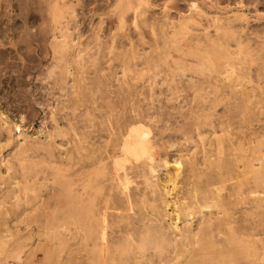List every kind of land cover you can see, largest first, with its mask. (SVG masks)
I'll list each match as a JSON object with an SVG mask.
<instances>
[{
    "label": "rangeland",
    "instance_id": "374dc122",
    "mask_svg": "<svg viewBox=\"0 0 264 264\" xmlns=\"http://www.w3.org/2000/svg\"><path fill=\"white\" fill-rule=\"evenodd\" d=\"M142 1H144L143 4L138 0H0V246H2L0 247V255L5 254L6 256H8L5 262L6 264H86L83 262L84 258H88V256H91L89 254H86L87 252L91 254L94 253V255L90 257L91 259L89 258L91 260L90 264H101L99 260L102 261L103 259L101 258L107 257V255H103L102 251L104 250H100L99 254L94 249L93 250L95 252H92V246L96 247L98 244L97 248H100L99 246H101V243L104 241L102 240L103 236H108L109 241L107 242L111 244L109 248L111 246L113 247H111L112 249L110 248L111 251L109 249L110 252L116 250L117 252H113V254H116L120 251V247L122 248L123 244H121V242H118L117 244L115 241L117 239V241H119V237L121 240V236L123 235H119L117 227L119 223L114 224L113 222H121L118 214L121 211L122 205L120 206L118 204L120 206H118V208L113 200L115 199L114 201H120L121 203H123L125 199H121V195L122 197H125V195H123L122 193L125 194L126 191H124L125 187L120 186V184H117L118 186L116 187H112L113 190H111L112 185L109 186V183H106L108 182L107 175L110 173L112 174V172L109 171V169H107L105 166L107 164V166H109V164L111 165L108 168L113 166L111 164L112 162H110L112 160L109 159L110 161H108V159H106L107 156H103L104 154H106L105 151L108 152V149H110L108 152L110 153L116 142L121 139L119 135V133L122 132L119 131L121 130V128H115L113 127L114 125L117 126L125 124V126L123 125V127L125 128H122L123 132L124 130L129 131V129L131 130L132 128V133L139 137L142 136V138L145 140V143L152 145L150 150L152 154L155 153V156H153V160L155 159L154 162L157 165H153H155L156 167L158 166V168H156V176L154 174L153 178H151V176L149 177L148 172H146L147 175L144 172L146 171L145 169L140 173V175L138 173V178L134 172V174L129 178L130 186L128 185L126 187L130 189H128L130 192L132 191L131 194L133 193V199H136L137 201V199L141 197L143 189V185L141 183L144 184L146 182L145 185L147 186V181L151 182L154 180L155 182V179H163V176L166 174V172L174 173L177 168H180V175L179 177L175 178L176 181H174V187H176L175 191H177L176 189H178L179 191L181 188H185V186H187L186 184L188 183V179H191L190 181L192 183L193 181L194 183H197V179L198 182H202V179L203 181H205L206 177L204 178L205 175L203 174V172H210L214 175L219 173V175H222L225 180L224 183L223 181L221 183L224 185V191L222 190V193L224 195L226 194V197L228 198V213L230 210L228 217L234 218L236 220L235 222L233 221V225L242 226L247 233H249L250 228L252 227V230L255 225V228L257 230L262 226L264 227V208L263 211L261 210V212H255L253 210L246 212L250 210L251 200L249 201L245 198L247 197L245 193H247L254 184V174H251L254 173V169L250 167H248V169L246 165H248L250 161L253 164H256V161L254 159L259 156L260 152L264 154V54H262L264 52L261 51H264V45L262 47V44H264V38H262L264 37V0H239L238 2H236L237 0H226L227 4L234 5L232 7H235V9L225 5V0H216L218 3L215 1L218 6L224 4L223 6L219 7L215 6V4L213 3L214 0H204L205 4L208 5L209 2L210 4L212 2L211 5L215 7L211 8V5H206L205 8L204 4H200V2H202L203 0ZM252 1H254L255 3ZM193 2H195V4ZM239 2L245 3V6L247 7H244V5L240 6ZM248 3H251V5L254 6L252 7ZM198 5H201L202 8H200L201 6L198 7ZM190 6L195 11H197L199 8L201 9V11L205 12H198L200 11L198 10L197 13L193 9H191ZM207 7L210 9H207ZM224 7H228L226 12L224 11ZM236 7L239 8L236 10ZM203 8L205 9L203 10ZM218 8L222 9L224 12L222 10L217 11ZM188 9H190L191 11L193 10V12L190 13V10ZM229 10L233 11L229 13ZM212 11H215L216 14H214ZM226 13L228 14L226 15ZM207 14L211 17H208ZM217 15H219V17L221 15V21ZM246 17L248 20H250L248 21ZM216 18L217 20L219 19L220 23L217 21L219 24H216ZM232 18L234 20H231ZM236 18L238 19L236 20ZM181 19L182 23H180ZM186 19H189V21H187ZM214 19L215 21L213 22ZM183 21L185 23H183ZM177 24H180L179 27L183 24V26L181 27L182 29L186 28L187 30V27H189L187 30V33L189 31V35L185 34L186 30H182L183 33L179 32L180 30L178 29V26L175 27ZM198 24L201 28L198 26ZM223 24L225 26L227 25V28L224 27L223 29ZM207 25H209V27ZM213 25H221L220 28L223 29L224 32L220 30L219 26L214 27ZM202 27H204L205 30ZM216 27H218L219 31ZM213 30L218 31H215V35L217 36V38L214 35ZM237 30H239V32ZM173 31H178L176 34L178 36L180 35V37L183 36V39H181V41L177 39V41L175 38H178V36L175 35V37V32L173 33ZM202 32H205V34H203ZM262 32L263 34H260ZM172 33L173 36L169 37L168 35ZM224 33L226 35H223ZM234 33L236 34L233 35ZM193 34L195 36L194 40L202 39V42V36L205 38L207 35V37L205 38L206 40L209 39V36H211V38L214 36V38H212L211 40H214V42L220 44L219 46L217 44L214 45L213 42V46L209 45V51L211 52L210 61L212 64H214V67L212 66L213 68L211 69L210 73V69L208 68V66H210L211 63L206 62L205 65H207L208 70L207 68H204V72L202 70L199 71L203 73H205V71H209V74L208 72L204 74L205 76H197L198 74H195V72H198V70L194 72L188 69L195 65V61L194 58H191L192 53L190 54L189 50L187 49L189 45L185 42V40H189L191 38L189 41H186H192V38L194 37ZM197 36L198 38H200L198 39ZM173 37L174 39H172ZM253 37H255V39ZM164 38H166L167 40H169L170 38V40H176L177 42L180 41L179 47L182 48L180 50H185L182 52H184V55H186L183 56L182 52H179L180 50L178 52H175L179 49V47L177 46L179 45L178 43L176 45H173V47L177 46V49L175 47V49L168 48V46L172 47L173 42L169 41L172 44L167 45L165 44L166 40ZM77 39L78 41H76ZM245 39L248 40L245 41ZM183 41L187 45H185V43L183 44ZM235 41L238 42L236 43ZM241 41L245 42V46ZM78 42H80V44ZM232 42L234 43V45ZM204 43L205 42H203V44ZM238 43L240 44V46ZM211 48L213 49L211 50ZM228 50H230L231 52ZM252 50L253 52H250ZM256 50L260 51L258 52ZM225 51H228L229 54H226ZM260 54L261 56L259 57ZM180 55H182L183 57H181ZM180 57L183 58V60ZM178 58L180 60L179 62ZM182 61L183 63H181ZM178 63L185 69V71L183 70L184 72L178 70V68L175 69V67L179 66ZM192 63H194V65H192ZM215 63H217L218 65H216ZM174 64L177 65L175 66ZM221 64L224 65L222 66ZM184 65H187L188 68L184 67ZM188 65L192 66L189 67ZM219 65L222 66L220 67L222 71H229L226 72V78H217L215 76L216 74H218V71L216 70H220ZM215 67L218 69H216ZM228 67H232V69H228ZM135 74L137 76H140L136 77ZM133 75L135 76V78ZM209 75L211 77L215 76L214 78L216 79L221 78L224 80V82L223 84L222 82H220V84L219 79L216 86L220 85L219 90L221 91H218L219 93H213L216 95L218 100H216L215 95H213L215 98L211 95L212 93L208 94L210 95V97L206 95L207 93H202H205L206 97L208 98V102L212 101V98H214V101L211 102L212 104L206 102L205 105L201 106V100L205 99L206 97L201 94L199 89H205L207 85L205 86L204 84L203 86H200L201 82L199 81L202 80V78L206 77L207 81L211 80L212 82H215L213 84H216V79H213V77L210 78ZM237 75H239L238 78L235 77ZM254 75L259 76L257 78ZM191 78L192 80H190ZM206 79L204 78L202 81H206ZM187 80H189V82ZM213 84H210V86ZM233 84L240 86V88L238 87L234 90L233 88L231 89L230 87H232ZM242 85L245 88H242ZM246 88L248 89L250 93L249 95L251 96V102L249 104L247 103V105L246 99H242L241 95L237 93L238 89ZM195 89L198 90L196 91ZM207 89L206 92L210 93L211 88H209L208 91ZM230 89L233 90V93H226L225 95L224 92L228 90L231 91ZM198 91L199 94H197L196 96L198 98L200 96H202V98L204 97L201 100L195 97L194 93H197ZM122 92H126L123 93L125 95H123ZM132 93H134V97L130 96L133 95ZM118 94L122 95L119 96ZM127 94H129L128 97ZM217 94H221L222 96L220 97ZM124 96L129 99L125 101L126 98H124ZM120 97L123 98V100L121 99L122 101L119 100ZM262 97L263 99H261ZM197 101H199L200 103H198ZM243 101L245 102V104ZM126 102L129 103V105ZM119 103H121L122 106L125 104V106H123L124 108L120 106L121 104L119 105ZM211 105H213L212 108ZM87 108L89 110H87ZM87 112H89L90 115ZM176 119H178L179 121ZM87 120L88 123H90V126L87 123ZM116 120H119L117 124ZM121 120H125L127 122L124 121L121 123ZM16 121L19 125V131L15 130L12 126V123H16ZM197 121L201 125H199ZM5 123H7V125ZM126 123L128 124L126 125ZM129 125L131 128H128ZM84 127H90V129L87 128L88 131H86ZM116 129L118 131L114 132V134L116 133V135L113 136L114 134H112V131H116ZM19 132L21 135L18 134ZM41 133H43V135ZM122 133L121 135H123ZM254 133L257 134L255 135ZM74 134L76 135V138ZM252 134L254 136L251 137ZM46 135H52L51 137L49 136L50 141L48 142H44V138L46 137ZM80 135H83L81 139L79 138ZM28 137L30 139H28ZM116 137L119 138L116 139ZM256 137L257 139H259L257 140ZM99 138L104 139L100 140ZM108 138L109 142H105V146V144L102 142L105 139H107L108 141ZM201 138H204L202 139L203 143L200 142ZM76 139L78 140L76 141ZM98 140L100 141V143L98 142ZM17 141L18 143H23V145L17 146L16 148V146L14 145H16ZM28 141L30 143H28ZM79 141L81 142L79 143ZM110 141H113L115 143H112ZM32 142L35 145L32 144ZM184 142L186 144H184ZM209 142H211V146L209 145ZM41 143L43 144V146ZM86 143H88L87 146H93L95 144L93 146L94 149L98 148L99 145V149L103 147L105 150H101L102 148L100 149V154H102V152L104 151L102 155L97 153L99 151L97 149V151H95L92 148L94 151H89V149H92L89 148V146L87 150ZM78 144H80V146ZM107 144L109 145V147H107ZM201 144L202 149L200 148ZM81 145L86 147L84 148ZM195 146L197 148H200L196 149V151L198 150L197 156L199 157V159L197 157L195 159L197 163H195L194 161L196 151L195 149L194 151H192ZM110 147H112V149ZM203 147L205 151L203 150ZM152 148L154 149V151ZM79 149H82L84 153L80 152ZM75 150L76 152H74ZM10 151H12L13 153ZM201 151L205 152V156H203V152ZM68 152L72 153L69 154ZM73 152L78 156L80 155L79 157H82L83 155L85 157H88H82V159H80L77 156L78 158H76V155ZM87 152L93 153L90 158ZM94 152H96V154ZM191 152H194L195 155L193 156L194 153L192 154ZM108 153L106 155H108ZM97 154L104 159L102 158V160ZM131 154L133 155V153ZM129 155L127 157V160L129 159ZM136 155L137 154H135V156ZM73 156L75 157L74 159L77 160L73 161ZM94 157L95 159H92ZM96 157L99 158L102 162ZM115 157H117L118 159V156ZM146 157L148 158V155L138 156V158H140L142 161H145L144 159H147ZM202 157H205L203 159L205 161H202ZM133 158H135L134 155ZM133 158L131 157L133 162L130 159V166L129 160H126V163L125 161H123L122 165H124V167H131L134 163V165H136L137 161H139L140 163H138L139 166L143 164L138 158H136L135 160ZM91 159L95 160V163L98 164L97 167L95 166L96 164L94 163V161H92ZM159 159L161 160V162ZM180 159L182 160V162ZM98 160L104 164L103 167L101 166L102 170L100 168L99 162H96ZM175 160H180V163L182 165L177 168H172L171 163ZM199 160L200 162L202 161V163H200ZM81 161L82 163H84L82 164ZM89 161L90 163L93 162L92 165H95L91 167L92 165L88 163ZM147 161L148 160H146V162ZM72 162H74V164H72ZM76 162V165L79 166L80 164L82 170L79 169L80 167H78L79 170H77V166L75 165ZM163 162H166L165 164L167 165L170 164L168 166V170L162 167L160 168ZM190 162L194 163L192 164V166L196 164V168H200L201 171L199 172L198 170L197 172L196 169H194L195 166L192 167L190 165ZM203 162L204 164L206 163L205 167L203 166ZM86 164L91 168L87 167ZM148 164L149 162H147V165ZM82 165H85V170H88L90 168L88 170L89 172L92 168L97 169L99 167L100 169L98 168L97 170H101L102 172H104L103 174L105 176L103 177V174L99 172L101 174L100 177L98 176L99 174L97 175L98 171L96 170V173V171L93 170L97 176H94L96 177L94 179L96 181H94V177L91 174L92 171L90 173H86ZM145 165H143L144 168ZM262 165L263 172L261 171V177L262 179H264V164ZM71 166H74V168L70 169ZM104 168H106L107 170H105ZM190 169L192 173H194L195 170V174L196 172L197 174H201L200 178H198L199 174L197 175V177L193 176L194 174L190 172ZM74 170L76 171V173L78 171L80 173L76 174L74 172L76 175L71 174ZM159 170L161 172H159ZM83 171L85 174H82ZM106 171H108V174L106 173ZM143 173L145 174L143 175ZM160 173L164 175L161 176ZM69 174L73 176L75 175V178L73 176L71 178ZM80 174L82 176H80ZM141 174L143 176L146 175V178L151 179L148 180L143 177L145 181L143 182V178H139ZM87 175L92 176H89V178L91 177L89 185L92 186V189L95 188L97 184H99L102 190L96 188V192H93L92 194L91 192L94 189H90V186L87 183L86 185H88V187L86 185L85 187L89 188L90 190L85 189V191H83L84 184L83 182L80 183V181L84 180V183H86L85 181L89 180L86 178ZM135 175L137 179L134 178ZM158 176H160L161 178ZM68 177H70V179H72L73 181L68 179ZM82 177H85L86 180L82 179ZM187 177L188 179H186ZM133 179L136 183L133 181ZM139 179H142L140 180L142 182H138ZM99 180L102 182L104 181L105 183H103L105 185H103V183ZM70 181H72V183ZM97 181L99 183H97ZM131 181L134 182L136 186ZM159 181L160 180H158V182ZM154 182H152V184H154ZM114 183L115 182H112L113 186ZM137 183L139 186L137 185ZM81 184H83V187ZM150 184H148V186ZM93 185H95V187ZM99 186L97 185L98 188ZM105 186H107L106 189L108 190L104 189ZM131 186H134V188L138 187L137 190H140L139 187H142L140 190L141 192L139 191L141 194H138L137 190H134V188L132 190L130 188ZM146 186L143 190V193L145 192V194L151 189L149 186V190L146 191ZM220 186L222 185H218V187ZM121 187L124 189L123 191L121 190L122 192H119L118 190L122 189ZM114 188L116 191H114ZM256 189V191H260L259 193H261V195L259 194V196H263L262 198L264 199V186H259ZM73 190H75V196L73 195ZM103 190H106L107 192L103 193ZM134 191L136 192L138 198L134 197V195H136ZM110 192H113L114 196L117 192L116 196H111L112 198H110ZM96 193H100V196ZM118 193H120L121 195ZM107 194L109 196L108 199L105 198L107 199L105 200L104 197H106ZM148 194L147 196H150L149 198L151 199L152 197L150 192H148ZM90 195L93 197V199L95 197V199L93 200ZM86 196L87 198L90 197V199H92L94 204H92V207L91 204H87L89 202L85 203V201L87 200V198H85ZM118 196L120 198H118ZM147 196V199L143 196L142 202L145 203L142 204L140 202L142 200V197L140 198L139 204H141V210L138 208L140 210L138 216L139 214L143 213L141 211H143L145 207H148L145 206V204H149V206L151 204L157 206L156 203L158 202V200H160V198L156 196L157 202L155 201L154 204L151 203L153 201H149V198ZM96 197L100 199V201L104 199L102 201L103 203L106 201L109 202H106L107 204L105 203L102 206L100 204L102 202L98 200L96 201ZM144 198L149 202H146ZM136 201L134 200V202H132V206H128L126 203H124V207H126L127 205L126 211L129 208H132V210H128L129 212H127V214H129L127 215L125 208L123 207L124 210L122 208V211L120 213H123L124 211L125 213L119 215H125V217L126 215L130 217V214L132 216L136 215L135 212L137 211L135 209L138 206H133L134 203L136 204ZM97 203H99L100 205ZM86 204L88 205L87 207L90 206L89 210H93L91 216L90 214L87 215L90 211H87L88 209L86 207ZM108 205L111 206V208ZM115 206L119 210L115 209ZM142 206L145 207L143 208ZM70 207L75 209L77 220L74 219L75 222L68 227V224H70L71 221H74L71 220L69 216ZM112 208L115 210L114 212L117 211L116 214L112 212ZM148 209L146 208L147 212H149ZM98 210L105 211L100 213ZM147 212H145L144 210V213ZM81 213L85 216H82ZM248 213L250 217L247 216ZM112 214L115 215L112 216ZM102 215H105V217H103L105 218V220L102 218ZM107 215L109 216V218ZM81 216L84 219H82ZM86 216L87 218L89 216L93 217L92 219L94 220H92V222L94 224L91 222V225L90 223L87 224L89 221H91V218L89 217L90 219L88 221ZM115 216L117 217V221L114 218ZM111 217L115 220L113 221ZM135 218H137V215ZM231 218H229L230 221L233 220ZM101 219L103 220L101 221ZM106 219L109 220L106 221ZM95 220L99 221L96 222ZM82 221H86L85 224L89 225L90 227H86L87 225L83 226ZM103 221L104 223H106V225H104ZM95 223L98 225H96ZM99 223L104 225L102 226L100 224L101 229L99 228ZM111 223L113 224L111 225ZM122 223H120L119 225H122ZM76 224L79 225V230L74 228L75 226L77 227ZM72 225L74 227H72ZM94 226L97 228H95ZM106 226H109L110 228ZM69 228H72V231ZM92 228L94 231H92ZM98 228L102 232H100ZM73 229H76L75 231H77V233H75V231L73 232ZM112 230L114 232V235ZM79 231L83 233L87 232V235L83 234L85 236L83 237ZM96 231H98V235L96 234ZM115 231H117L116 235ZM10 232L12 233L13 237L9 234ZM72 233L75 234L72 235ZM8 234L10 235L11 239L9 238L10 240L8 239L6 244V240L4 241L3 237L8 236ZM70 234L72 236H70ZM111 235H113L112 240L116 243V245H118V247L120 246L119 243L121 244L119 249L115 245L114 249V246L112 244L113 241H110ZM87 236L89 238H87ZM115 236H118L117 239L113 238ZM92 237L94 238L92 239ZM97 237L101 239L97 240ZM106 237H103V239H105ZM108 238H106L105 240H107ZM126 238L127 237H125V240ZM91 239L95 241L94 244ZM100 240L102 241L101 243H99ZM121 241H123L122 243L128 241L129 244L130 238L127 241ZM90 243H92L93 245ZM124 244L128 245L127 243ZM126 245L124 247V251H126L123 254H121L123 252L122 250L119 254H116L117 256L119 255L121 258H123L121 259L119 257V261L123 260L125 262V257L127 258L129 253L132 256H136L137 252H134V254H132V252L130 251L129 253L127 252L129 249L128 247L131 248L132 245L136 246V244H129L130 246L128 245V249H126ZM88 249L92 251L90 252L88 251ZM134 249L133 251H136ZM85 250L87 252H85ZM96 250L98 251L99 249ZM137 250L139 251V249ZM152 250L150 249L149 254L156 255V250L154 251V253ZM251 252L259 259V264H264V239L258 242ZM124 254L127 255L125 256ZM138 254H140V252L137 253V257ZM86 255L87 257H85ZM116 255H114V258H116ZM15 256L18 258H16ZM99 256L103 257L99 258ZM134 256L133 259L130 258L129 255V261L127 262V259L126 263L130 262L129 264H132L133 261V263H136L135 259L137 260L140 255L138 258ZM238 256V264L252 263L251 260L246 256V253H241ZM93 257L97 258L93 259ZM108 257L111 258V255H109ZM105 259L107 260L108 258ZM105 259L103 261L104 264L107 263L105 262ZM118 259H108L109 261H107L110 262L117 260V264H122L121 261L118 262ZM184 261L185 260L181 259L173 261L171 264H183ZM116 262H113V264H116ZM138 262L143 263L142 261ZM188 264L199 263L189 262Z\"/></svg>",
    "mask_w": 264,
    "mask_h": 264
},
{
    "label": "bare ground",
    "instance_id": "6f19581e",
    "mask_svg": "<svg viewBox=\"0 0 264 264\" xmlns=\"http://www.w3.org/2000/svg\"><path fill=\"white\" fill-rule=\"evenodd\" d=\"M139 2H141L142 4H143V2L144 1H140V0H138ZM146 1V0H145ZM210 1V0H209ZM216 0H214V4H215V6H218L217 4H216V2H215ZM226 1V0H225ZM236 1V0H235ZM239 0H237L236 2H238ZM241 1V0H240ZM243 1V0H242ZM250 1V0H249ZM255 1V0H254ZM254 1H252V2H254ZM188 2H190V1H188ZM196 2V1H195ZM195 2H193L194 4H195ZM204 2V0L202 1V2H200V4L202 3V4H204L205 5V8H206V5H208V4H205V2ZM208 2V1H207ZM221 2V1H220ZM246 2V1H245ZM263 2V1H262ZM148 3V2H147ZM180 3V2H179ZM218 3V2H217ZM223 3V2H222ZM229 3V2H228ZM231 3H233V2H231ZM255 3V2H254ZM253 3V4H254ZM211 4H212V2H211ZM210 4V2H209V5L208 6H210L211 5ZM213 4V5H214ZM237 4V3H236ZM235 4V5H236ZM248 4H250L251 5V3H248ZM247 4V5H248ZM137 5V4H136ZM224 5V4H223ZM223 5H219V6H223ZM225 5H227V6H230V7H232V6H234V5H232V4H230V5H228L227 4V1H226V3H225ZM238 5V4H237ZM236 5V6H237ZM239 5L240 6H243L244 5V7H247V6H245V3H242V2H239ZM250 5H248V6H250ZM192 6V5H191ZM191 6H190V8H191ZM201 5H198V7H200ZM215 6H210V8L211 7H215ZM218 6V7H219ZM252 6V5H251ZM250 6V7H251ZM254 6V5H253ZM252 6V7H253ZM188 7V6H187ZM62 8V7H61ZM169 8V7H168ZM167 8V9H168ZM185 8V7H184ZM194 8H196V7H194ZM200 8H202V6L200 7ZM205 8H203V10L205 9ZM210 8H208L207 7V9H210ZM217 8V7H216ZM222 8V7H221ZM225 8V7H224ZM233 9H235V7H232ZM231 8V9H232ZM239 8V7H238ZM237 7H236V10L238 9ZM249 8V7H248ZM173 9V8H172ZM191 9H193V8H191ZM213 9V8H212ZM215 9V8H214ZM228 9V7L227 8H225V12H226V10ZM230 9V8H229ZM241 9V8H240ZM246 9V8H245ZM188 10H190V9H188ZM194 10V9H193ZM193 10L191 11L190 10V13L191 12H193ZM197 10V9H196ZM198 10H200V11H198ZM198 12H205V11H201V9H199L198 8ZM216 10V9H215ZM220 10H222V9H219L218 8V10L217 11H220ZM174 11V10H173ZM177 11V10H176ZM195 11V10H194ZM197 11H195V12H197ZM223 11V10H222ZM223 11V12H224ZM230 12L229 13H231L232 11L231 10H229ZM241 11V10H240ZM197 12V13H198ZM213 12V11H212ZM228 12V11H227ZM235 12V11H234ZM236 12H238V11H236ZM258 12V11H257ZM187 13V12H186ZM189 13V14H190ZM206 13H208V12H206ZM214 14H216L215 13V11L213 12ZM219 13V12H218ZM217 13V14H218ZM250 13H251V11H250ZM183 14V13H182ZM203 14V13H202ZM228 13H226V15H227ZM240 14V13H239ZM167 15V14H166ZM188 15V14H187ZM204 15H206V14H204ZM208 15V14H207ZM222 15V14H221ZM221 15H220V17H221ZM238 15V14H237ZM237 15H236V17H237ZM171 16V15H170ZM182 16V15H181ZM195 16V15H194ZM194 16H192V17H194ZM200 16V15H199ZM198 16V17H199ZM203 16V15H202ZM210 15H208V17H209ZM218 17H219V15H217ZM229 16H231V15H229ZM167 17V16H166ZM191 17V16H190ZM211 17V16H210ZM213 17H214V15H213ZM216 17V16H215ZM220 17H219V19H220ZM244 17V16H243ZM185 18V17H184ZM183 18V19H184ZM229 18V17H228ZM227 18V19H228ZM172 19V18H171ZM219 19L217 20V18H216V24H219L220 23V21L222 20V19H220V21H219ZM230 19V18H229ZM228 19V20H229ZM238 18H236V20H237ZM242 19V18H241ZM246 19H247V17H246ZM261 19V18H260ZM166 20V19H165ZM187 21H189V19H186ZM185 20V21H186ZM210 20H212V19H210ZM231 20H234L233 18L231 19ZM248 20V19H247ZM246 20V21H247ZM250 20V19H249ZM248 20V21H249ZM168 21H169V19H168ZM186 21V22H187ZM207 21V20H206ZM215 21V19L213 20V22ZM219 23H218V22ZM226 21V20H225ZM164 22H167V21H164ZM177 22H178V20H177ZM180 23H182V19L180 20ZM183 23H185L184 21H183ZM194 23V22H193ZM206 23V22H205ZM224 23V22H223ZM247 23V22H246ZM66 24V23H65ZM64 24V25H65ZM174 24V23H173ZM202 24H203V22H202ZM168 25V24H167ZM171 25H172V23H171ZM179 25L180 24H177L175 27H177L178 26V29L180 30L179 32H181V33H183L182 32V30L184 31V30H186V28H184V29H182L181 27L183 26V24L179 27ZM196 25V24H195ZM224 25V24H223ZM71 26V25H70ZM169 26V25H168ZM198 26H199V24H198ZM208 27H209V25H207ZM214 26V25H213ZM215 26H219V28L221 27V25H215ZM214 26V27H215ZM229 26V25H228ZM259 26V25H258ZM163 27V26H162ZM173 27V26H172ZM200 27V26H199ZM207 27V28H208ZM223 27V29H224V27H226L227 28V25L225 26H222ZM68 28V27H67ZM188 28L189 27H187V30H188ZM201 28V27H200ZM203 29H204V27H202ZM217 29H218V27H216ZM237 28V27H236ZM239 28V27H238ZM241 28V27H240ZM255 28V27H254ZM63 29V28H62ZM169 29V28H168ZM173 29V28H172ZM198 29V28H197ZM215 29V28H214ZM223 29H221L220 28V30H222V32H224L223 31ZM242 29V28H241ZM258 29V28H257ZM66 30V29H65ZM75 30V29H74ZM171 30V29H170ZM174 30V29H173ZM187 30L185 31L186 33L185 34H188L189 33V31H188V33H187ZM205 30V29H204ZM204 30H202V31H204ZM226 30V29H225ZM231 30V29H230ZM234 30V29H233ZM243 30V29H242ZM247 30V29H246ZM70 31V30H69ZM166 31V30H165ZM169 31V30H168ZM208 31V30H207ZM214 31V30H213ZM216 31V30H215ZM215 31H214V35L216 34L215 33ZM218 31H219V29H218ZM218 31H216V32H218ZM238 32H239V30H237ZM245 31V30H244ZM73 32V31H72ZM175 31H173V33H174ZM178 32V31H177ZM177 32H175V34H174V36L176 35V36H178L176 33ZM206 32V31H205ZM205 32H202L203 34H205ZM226 32H229V31H226ZM65 33V32H64ZM71 33V32H70ZM173 33L172 34H170V35H168L169 37H172L173 36ZM180 33V34H181ZM197 33V32H196ZM244 33H246V32H244ZM184 34V35H185ZM207 34V33H206ZM236 33H234L233 35H235ZM260 34H263V32L262 33H260ZM66 35V34H65ZM69 35V34H68ZM166 35V36H167ZM189 35V34H188ZM220 35V34H219ZM223 35H226L225 33L223 34ZM228 35V34H227ZM244 35V34H243ZM251 35V34H250ZM253 35V34H252ZM259 35V34H258ZM167 36V37H168ZM175 36V37H176ZM182 36V35H181ZM191 36V35H190ZM193 36H194V34H193ZM200 36V35H199ZM216 36V35H215ZM230 36V35H229ZM246 36V35H245ZM247 36H248V34H247ZM263 36V35H262ZM70 37V36H69ZM69 37H67V38H69ZM179 37H180V35L178 36V38H175L176 40L178 39V40H180L181 41V39H183V36L182 37H180V39H179ZM201 37V36H200ZM199 37V38H200ZM206 37H207V35H206ZM205 37V38H206ZM231 37V36H230ZM75 38V37H74ZM189 38V37H188ZM194 38H195V36L192 38L193 40L192 41H190V42H187V41H189L188 39H186L185 40V42L186 43H188V50H189V52H190V54L192 55V57H191V55H190V57L191 58H194V61H195V65H194V63H192V65H194V66H190V65H188L189 67H191V68H188L187 67V65H184V67H187L188 69H190V70H192V71H197L198 70V72H195V74H198L197 76H200V75H204L206 72H208V74H209V71H210V73H211V69L214 67L213 65L214 64H212L211 63V52L209 51L210 50V46L209 45H212L213 46V42H214V40H211L212 38H214V36L211 38V36H209V39L208 40H206L203 36L201 37V38H203V42H205L204 44H203V42L201 41V40H194ZM197 38H198V36H197ZM198 38V39H199ZM216 38H217V36H216ZM243 38V37H242ZM254 39H255V37H253ZM257 38V37H256ZM262 38H264V37H262ZM261 38V39H262ZM79 39V38H78ZM78 39L76 40V41H78ZM161 39H163V38H161ZM166 41H165V44H167V45H171L172 43L171 42H173V44H172V47H169L168 46V48H176L177 49V46L179 47L180 46V44H179V42H177L176 40H173L172 41V39H174V37L170 40V38H169V40H167L166 38H164ZM239 39H241V38H239ZM251 39V38H250ZM63 40V39H62ZM72 40V39H71ZM73 40H75V39H73ZM206 40V41H205ZM217 40V39H216ZM227 40V39H226ZM238 40V39H237ZM248 40V39H247ZM246 39H245V41H247ZM169 41H171V42H169ZM234 41V40H233ZM252 41V40H251ZM176 42V43H175ZM184 41L182 42L183 44L185 43ZM236 42V41H235ZM238 42V41H237ZM236 42V43H237ZM242 42V41H241ZM256 42V41H255ZM74 43V42H73ZM77 43V42H76ZM79 44H80V42H78ZM175 43V44H174ZM179 44V45H177V46H174L173 47V45H176V44ZM185 43V45H187ZM233 43V42H232ZM244 43L245 42H242V44L244 45ZM263 43H264V41H263ZM220 45L219 43H216V42H214V45ZM239 44V43H238ZM241 44V45H242ZM252 44V43H251ZM256 44H259V43H256ZM262 44V43H261ZM102 45V44H101ZM233 45H234V43H233ZM263 45L264 44H262V47H263ZM182 46V45H181ZM209 46V47H208ZM237 46V45H236ZM239 46H240V44H239ZM245 46V45H244ZM166 47V46H165ZM186 47V46H185ZM221 47V46H220ZM228 47V46H227ZM255 47H257V46H255ZM174 48V49H175ZM223 48V47H222ZM236 48H238V47H236ZM245 48V47H244ZM110 49V48H109ZM180 49H182L181 47H179V49L177 50V51H175V52H178ZM213 48H211V50H212ZM232 49V48H231ZM247 49H248V47H247ZM250 49H252V48H250ZM253 49H255V48H253ZM114 50V49H113ZM129 50H130V48H129ZM166 50V49H165ZM109 51V50H108ZM182 51H185V50H180L179 52L181 53ZM228 51H230V50H228ZM228 51H225L226 52V54H229V52ZM246 51V50H245ZM249 51V50H248ZM256 51H258V50H256ZM260 51V50H259ZM258 51V52H259ZM262 52H264L263 50H261ZM231 52V51H230ZM250 52H253V50L252 51H250ZM146 53V52H145ZM135 54V53H134ZM241 54V53H240ZM252 54V53H251ZM262 54H264V53H262ZM182 55L183 56H185L184 55V52H182ZM182 55H180L181 57H183ZM236 56V55H235ZM261 56V54L259 55V57ZM138 57V56H137ZM148 57V56H147ZM180 57V58H181ZM140 58V57H139ZM213 58H214V56H213ZM262 58H263V56H262ZM182 60H183V58H181ZM257 59H260V58H257ZM147 60V59H146ZM177 60V59H176ZM175 60V61H176ZM180 60H179V58H178V62H179ZM214 61V60H213ZM124 62H125V60H124ZM206 62H209V63H211V65L210 66H208V68L210 69L209 71H205V73H203L204 72V70L207 68V65H205L206 64ZM254 62H255V60H254ZM264 62V61H263ZM123 63V62H122ZM181 63H183V61L181 62ZM225 63V62H224ZM77 64H78V61H77ZM154 64V63H153ZM168 64V63H167ZM171 64V63H170ZM216 65H218L217 63H215ZM242 64V63H241ZM257 64V63H256ZM139 65V64H138ZM175 66L177 65V64H174ZM178 65H179V63H178ZM222 65V64H221ZM224 65V64H223ZM222 65V66H223ZM155 66V65H154ZM179 66H181V65H179ZM179 66H177V67H175V69L176 68H178V70H181L182 72H184L185 71V69L181 66V67H179ZM213 66V67H212ZM222 66H220L219 65V68L220 67H222ZM152 67V66H151ZM239 67V66H238ZM261 67H262V63H261ZM120 68H122V67H120ZM205 68V69H204ZM208 68H207V70H208ZM216 68V67H215ZM214 68V69H215ZM225 68V67H224ZM231 69H232V67H230ZM229 67H228V69H230ZM250 68V67H249ZM153 69H155V68H153ZM174 69V70H175ZM216 69H218V68H216ZM226 69V68H225ZM239 69V68H238ZM184 70V71H183ZM203 71V72H199V71ZM263 70H264V66H263ZM142 71V70H141ZM149 71V70H148ZM152 71V70H151ZM181 71H180V73H181ZM189 71V70H188ZM216 71H218L217 73L218 74H216L215 76L218 78V77H225L226 78V72L228 71H222L221 70V68H220V70L218 69V70H216ZM194 72H193V74H194ZM229 72V71H228ZM251 72V71H250ZM255 72H256V70H255ZM144 73V72H143ZM161 73V72H160ZM200 73V74H199ZM203 73V74H202ZM232 73V72H231ZM261 73V72H260ZM260 73H259V75H260ZM258 74V73H257ZM72 75V74H71ZM79 75V74H78ZM77 75V76H78ZM185 75V74H184ZM218 75V76H217ZM258 75V76H259ZM134 76V75H133ZM135 76L136 77H138V76H140V75H136L135 74ZM135 76H134V78H135ZM156 76V75H155ZM189 76V75H188ZM202 76H201V78H202ZM205 76V75H204ZM210 76V75H209ZM215 76H212L213 77V79H216V78H214ZM253 76V75H252ZM254 76H256L257 78H258V76L257 75H254ZM152 77V76H151ZM157 77V76H156ZM156 77H155V79H156ZM211 76H210V78H212ZM235 77H239V75H237V76H235ZM166 78V77H165ZM205 79H206V77H204ZM204 78H202V80L204 79ZM209 78V79H210ZM245 78V77H244ZM171 79V78H170ZM220 79V80H219ZM219 79H216V84H213V83H215V82H212L211 80L210 81H207V79H206V81H202V80H200L199 82H201V84H200V86H203L204 84H205V86L207 85V87L204 89H202V88H200L199 90H200V92H201V94L203 93V92H205V93H207L206 95H208V94H211L212 96L213 95H215V94H213V93H217L218 91H221V90H219L220 89V85L219 86H216L217 84H218V80H219V83L220 82H222V84H223V82H224V80L223 79H221V78H219ZM240 79V78H239ZM254 79H255V77H254ZM264 79V78H263ZM186 80V79H185ZM190 80H192V78L190 79ZM242 80V79H241ZM247 80V79H246ZM245 80V81H246ZM148 81V80H147ZM163 81V80H162ZM165 81V80H164ZM172 81V80H171ZM170 81V82H171ZM188 82H189V80H187ZM196 81V80H195ZM77 83V82H76ZM119 83V82H118ZM185 83V82H184ZM234 83V82H233ZM239 83V82H238ZM254 83V82H253ZM264 83V82H263ZM168 84V83H167ZM191 84V83H190ZM210 84H213V85H211L210 86ZM221 84V83H220ZM246 84V83H245ZM162 85H163V83H162ZM192 85V84H191ZM188 86H190V85H188ZM225 86V85H224ZM243 86V85H242ZM259 86V85H258ZM142 87V86H141ZM166 87H167V85H166ZM240 88V86H237V85H235V84H233L232 85V87H230L231 89L233 88V90L234 89H237V88ZM247 87V86H246ZM132 88V87H131ZM197 88H198V86H197ZM208 88V89H207ZM209 88H211L210 89V93L209 92H206V89H207V91L209 90ZM227 88V87H226ZM242 88H245L244 86L242 87ZM134 89V88H133ZM166 89V88H165ZM230 89V90H231ZM247 89V88H246ZM246 89H238V91H237V93L238 94H240L241 95V97H242V99L244 98V99H246V105H247V103L249 104L250 102H251V96L249 95L250 93H249V91H248V89L246 90ZM254 89V88H253ZM260 89V88H259ZM67 90V89H66ZM70 90V89H69ZM132 90V89H131ZM150 90V89H149ZM196 90V89H195ZM198 90V89H197ZM196 90V91H197ZM223 90V89H222ZM233 90H231V91H229V93H228V91H226V92H224L225 93V95H226V93L227 94H230L231 92L233 93ZM255 90V89H254ZM167 91V90H166ZM74 92V91H73ZM130 92V91H129ZM185 92V91H184ZM183 92V93H184ZM123 93H126V92H122V94ZM158 93V92H157ZM205 93L204 94H202L204 97H206V95H205ZM219 93V92H218ZM122 94H120V95H122ZM130 94V93H129ZM129 94H127V97H128V95ZM133 95H130L131 97H134V93H132ZM180 94V93H179ZM195 94V97H197L196 95L197 94H199V91L197 92V93H194ZM200 94V95H201ZM119 95V94H118ZM119 95V96H120ZM123 95H125V94H123ZM218 96H222L221 94L219 95V94H217ZM129 96V97H130ZM199 96V95H198ZM209 97H210V95H208ZM122 97V96H121ZM120 97V99L119 100H123V98H121ZM148 97V96H147ZM188 97V96H187ZM203 97V98H204ZM214 97V96H213ZM215 97H216V95H215ZM214 97V98H215ZM225 97V96H224ZM116 98V97H115ZM124 98H126L125 96H124ZM168 98V97H167ZM179 98V97H178ZM198 98V97H197ZM202 98V96H200L198 99L199 100H201V99H203ZM214 98H212L211 100L212 101H207V97L205 98V99H203V100H201V102L202 103H200L199 101H197L198 103H200L201 104V106L202 105H205L206 104V102H208V103H211V102H213L214 100ZM228 98H229V96H228ZM82 99V98H81ZM129 98H126L125 99V101L126 100H128ZM197 99V100H198ZM231 99V98H230ZM258 99V98H257ZM261 99H263V97L261 98ZM121 100V101H122ZM132 100V99H131ZM156 100V99H155ZM206 100V101H205ZM210 100V99H209ZM216 100H218L217 99V97H216ZM229 100V99H228ZM227 100V101H228ZM120 101V102H121ZM130 101V100H129ZM172 101V100H171ZM184 101V100H183ZM226 101V102H227ZM230 101V100H229ZM257 101V100H256ZM128 102V101H127ZM126 102V103H127ZM131 102V101H130ZM190 102V101H189ZM196 102V103H197ZM205 102V103H204ZM244 102V101H243ZM262 102V101H261ZM116 103V102H115ZM118 103V102H117ZM124 103V102H123ZM204 103V104H203ZM215 103V102H214ZM121 103H119V105H120ZM128 105H129V103H127ZM169 104V103H168ZM212 104V103H211ZM244 104H245V102H244ZM133 105V104H132ZM215 105V104H214ZM120 106H122V104L120 105ZM123 106H125V104L123 105ZM122 106V107H123ZM131 106V105H130ZM185 106V105H184ZM210 106V105H209ZM212 106L213 105H211V108H212ZM239 106V105H238ZM257 106V105H256ZM255 106V107H256ZM207 107V106H206ZM205 107V108H206ZM124 108V107H123ZM122 108V109H123ZM210 108V109H211ZM122 109H121V111H122ZM130 109H132V108H130ZM139 109V108H138ZM210 109H208V110H210ZM87 110H89L88 108H87ZM260 110V109H259ZM199 112V111H198ZM207 112V111H206ZM88 114H89V112H87ZM1 114V113H0ZM88 114H86V115H88ZM152 114V113H151ZM90 115V114H89ZM2 116V115H1ZM147 116V115H146ZM149 116V115H148ZM196 116H197V114H196ZM4 117V116H3ZM22 117V116H21ZM82 117V116H81ZM91 117V116H90ZM262 117H263V115H262ZM151 118V117H150ZM146 119V118H145ZM149 119V118H148ZM214 119V118H213ZM2 120H3V118H2ZM1 120V121H2ZM119 120H120V118H119ZM118 120V121H119ZM176 120H178V119H176ZM8 121V120H7ZM117 121V120H116ZM118 121L116 122V124L118 123ZM125 120H121V123L122 122H124ZM150 121V120H149ZM148 121V122H149ZM179 121V120H178ZM6 122V121H5ZM13 122V121H12ZM125 122H127V121H125ZM152 122V121H151ZM198 122V121H197ZM4 123V122H3ZM8 123V122H7ZM7 123H5L6 125H7ZM11 123V122H10ZM9 123V124H10ZM87 123H88V120H87ZM121 123H119V124H121ZM128 123H129V121H128ZM128 123H126V125L128 124ZM89 124V126H90V123H88ZM131 124V123H130ZM153 124V123H152ZM198 124H199V122H198ZM4 125V124H3ZM124 126H125V124H123ZM123 125H114L113 127H120L121 128V130H119L118 128V130L119 131H122L123 132V130H122V128L124 129L125 127H123ZM199 125H201V124H199ZM12 126H13V128L15 129V130H18L19 131V125L17 124V121H16V123L14 122V123H12ZM12 126H11V128H12ZM86 126H87V124H86ZM122 126V127H121ZM10 128V129H11ZM85 128V127H84ZM87 128H89L90 129V127H87ZM87 128H85L86 129V131H88L87 130ZM128 128H131L130 127V125L128 126ZM128 128H126V129H128ZM218 128V127H217ZM260 128V127H259ZM9 129V128H8ZM8 129H7V131H8ZM23 129V128H22ZM116 129V131H112V134H114V132H117L118 130ZM112 130V129H111ZM115 130V129H114ZM201 130V129H200ZM245 130V129H244ZM17 131V132H18ZM126 131H128V130H126ZM125 130H124V132H125V134H124V132L122 133V132H120L119 133V135H120V140H118L117 142H116V144L114 145V147H113V149H112V147H110L112 150L110 151V153H108L109 152V150L110 149H108V152L107 151H105V153L107 154L108 153V155H106V154H104L103 156H107V158L106 159H108V161H110L109 159H111L112 161H110V162H112L111 164H112V166L113 167H110L112 170H114V171H112L110 168H108L109 166H111L110 164H109V166H105L107 169H109V171H111L112 172V174L110 173V174H108V171H106V173L108 174L107 175V181L108 182H106L107 184L109 183V186L110 185H112L111 186V190H113V188L112 187H116V186H118L117 184H120V186H123V187H125V189L124 188H122V189H120V190H118L119 192L122 190L123 191V189H124V191H126L125 192V194L124 193H122L123 195H125V197L123 196L122 197V195L120 194V193H118V194H120L121 195V199H125L124 200V202H123V200H122V202L123 203H121L120 201V203L118 202H116V201H114L113 200V202H115L116 203V205H117V207L120 205H122V207H121V211H122V208L125 206V205H123L124 203H126L128 206L129 205H131L132 206V202H134V200L136 201V199H133L132 197V194H131V192L129 191L130 189L129 188H127L126 186H130V176H132L134 173L137 175V178H138V173H139V175H140V173L141 172H143L145 169H146V171H144L145 173L146 172H148V176L150 177L151 176V178H153L154 177V174H155V176H156V174H157V172H156V168H158V166L156 167L155 165H153V164H156L155 162H154V160H153V156H155V153L154 154H152V152L150 151L151 150V147H152V145H150V144H148V143H145V140L142 138V136L141 137H139V136H137V135H134L133 133H132V131H133V129L131 128V130L129 129V131L128 132H126ZM196 131V130H195ZM247 131V130H246ZM257 131V130H256ZM12 132V131H11ZM90 132V131H89ZM239 132V131H238ZM250 132V131H249ZM40 133V132H39ZM121 133L123 134V135H121ZM194 133V132H193ZM205 133V132H204ZM203 133V134H204ZM207 133V132H206ZM236 133V132H235ZM19 135H21L20 134V132L18 133ZM22 134H24V133H22ZM42 135H43V133H41ZM208 134V133H207ZM255 134V133H254ZM257 134V133H256ZM255 134V135H256ZM116 135V133L113 135V136H115ZM212 135V134H211ZM248 135V134H247ZM29 136V135H28ZM50 136V135H49ZM48 135H46V137L44 138L45 139V141L44 142H48V141H50V137L52 136H50L49 137ZM74 136H75V138H76V135L74 134ZM110 136H111V134H110ZM196 136V135H195ZM252 136H254L253 134L251 135V137ZM259 136H261V135H259ZM16 137H17V135H16ZM26 137V136H25ZM34 137V136H33ZM81 137H83V135L81 136L80 135V139H81ZM85 137V136H84ZM194 137V136H193ZM201 137V136H200ZM250 137V136H249ZM3 138V137H2ZM22 138V137H21ZM37 138V137H36ZM87 138V137H86ZM111 138V137H110ZM117 138H119V137H116V139ZM28 139H30L29 137H28ZM100 139V138H99ZM101 139H104V138H101ZM100 139V140H101ZM202 139H204V138H201V141L200 142H202L203 140ZM256 139H257V137H256ZM259 139V138H258ZM257 139V140H258ZM9 140V139H8ZM19 140V139H18ZM25 140V139H24ZM39 140H40V138H39ZM78 139H76V141H77ZM38 141V140H37ZM36 141V142H37ZM41 141H43V140H41ZM83 141H85V140H83ZM89 141V140H88ZM103 141V140H102ZM114 141V140H113ZM113 141H110V142H112V143H115V142H113ZM163 141V140H162ZM11 142H13V141H11ZM25 142H27V141H25ZM39 142V141H38ZM37 142V143H38ZM81 141H79V143H80ZM98 142L100 143V141L98 140ZM105 142H109V138H108V141H107V139H105L102 143H104L105 144ZM181 142V141H180ZM192 142V141H191ZM28 143H30L29 141H28ZM40 143V142H39ZM62 143V142H61ZM72 143H74V142H72ZM89 143V142H88ZM88 143H86V146L88 145ZM203 143V142H202ZM210 144V146H211V142H209ZM32 144H34L33 142H32ZM42 144V143H41ZM40 144V145H41ZM64 144V143H63ZM77 144V143H76ZM75 144V145H76ZM157 144V143H156ZM184 144H186L185 142H184ZM9 145V144H8ZM23 145V143H18V141H17V143H16V145H14V146H16V148H17V146H22ZM35 145V144H34ZM37 145V144H36ZM79 146H80V144H78ZM95 145V144H94ZM93 145V146H94ZM108 145V144H107ZM180 145V144H179ZM28 146V145H27ZM39 146V145H38ZM42 146H43V144H42ZM82 147H86V146H83V145H81ZM90 146V145H89ZM89 146H87L86 147V149L89 147ZM93 146H90L89 148H93ZM102 146H103V144H102ZM105 146H106V144H105ZM110 146H112V145H110ZM204 146V145H203ZM4 147V146H3ZM9 147V146H8ZM35 147V146H34ZM40 147V146H39ZM72 147V146H71ZM78 147V146H77ZM107 147H109V145L107 146ZM181 147H182V145H181ZM202 147V144L200 145V148ZM13 148H15V147H13ZM12 148V149H13ZM19 148V147H18ZM20 148H22V147H20ZM25 148V147H24ZM42 148V147H41ZM73 148V147H72ZM79 148V147H78ZM102 148V149H101ZM100 149L101 150H105L103 147H101ZM199 148V147H198ZM196 146L193 148V150L192 151H194V149H195V151H196V149H198ZM199 148V149H200ZM11 149V150H12ZM43 149V148H42ZM94 149V148H93ZM90 150L89 149V151H97V150H99L97 153L98 154H100V149H99V145H98V148H96V149H94V150ZM153 149V148H152ZM202 149V148H201ZM25 150V149H24ZM26 150H27V148H26ZM72 150V149H71ZM71 150H69V151H71ZM76 150H78V149H76ZM76 150L74 151V152H76ZM88 150V149H87ZM189 150H190V148H189ZM203 150L205 151V149H204V147H203ZM13 151V150H12ZM12 151H10V152H12ZM44 151V150H43ZM79 151L80 152H83L84 153V151H82V149L80 150L79 149ZM86 151V150H85ZM153 151H154V149H153ZM19 152V151H18ZM73 152V153H74ZM104 152V151H103ZM103 152H102V154H103ZM133 153V155H134V157L135 158H133V155L131 154V153ZM197 152H198V150L195 152L196 153V155H195V153L194 152H191L192 154H193V156L195 155V157H194V161H195V159H196V157L199 159V157L197 156ZM201 152H203V151H201ZM13 153V152H12ZM69 154L70 153H72V152H68ZM91 152H87V154L89 155V158L92 156V154L93 153H91ZM95 154H96V152H94ZM180 153V152H179ZM204 153L205 152H203V156H205L204 155ZM15 154H16V152H15ZM75 155H76V158H78L79 156L76 154V153H74ZM73 154V155H74ZM79 154V153H78ZM86 154V155H87ZM97 154V155H98ZM102 154H100V155H102ZM130 154V155H129ZM135 154H137L136 156H135ZM160 154V153H159ZM185 154V153H184ZM17 155H19V154H17ZM96 155V156H97ZM128 155H129V161H130V159H131V157L135 160L136 158H138V156H140V155H148V158L147 159H144L145 161H142L140 158H138L142 163V165H140L139 166V161H137L136 163V165H134V164H132V166L131 167H128L127 165L129 164V162H128V164L127 165H125V166H127V167H124V165H122L123 164V161H125V163H126V160H127V157H128ZM253 155V154H252ZM251 155V156H252ZM254 155H256V154H254ZM15 156V155H14ZM67 156V155H66ZM69 156V155H68ZM72 156V155H71ZM78 156V157H77ZM93 156H95V155H93ZM99 156V155H98ZM97 156V157H98ZM115 156H118V159H117V157H115ZM126 156V157H125ZM19 157V156H18ZM82 157H85L84 155L82 156ZM82 157H79L80 159H82ZM88 157V156H87ZM87 157H85V158H87ZM96 157V158H97ZM100 158H101V156H99ZM192 157V156H191ZM25 158V157H24ZM23 158V159H24ZM69 158V157H68ZM67 158V159H68ZM73 158V161L74 160H77V159H74L75 157L73 156L72 157ZM103 158V157H102ZM101 158V159H102ZM126 158V159H125ZM144 158V157H143ZM142 158V159H143ZM205 158V157H204ZM203 157H202V161H205V160H203L204 159ZM35 159V158H34ZM84 159V158H83ZM92 159H95V157L94 158H92ZM91 159V160H92ZM97 159H99V158H97ZM104 159V158H103ZM102 159V160H103ZM105 159V160H106ZM179 159V158H178ZM192 159V158H191ZM42 160V159H41ZM79 160V159H78ZM87 160V159H86ZM86 160H85V163H86ZM89 160V159H88ZM100 160V159H99ZM96 161V162H99V164H100V168H101V166L103 167V163H101L100 161ZM104 160V161H105ZM127 160V161H128ZM146 160H148L147 162H149V164L147 165V162H146ZM160 160V159H159ZM181 160V159H180ZM180 160L178 161V160H175L174 162H172L171 164V166H172V168L174 167V168H177V167H179V166H181L182 164L180 163ZM255 161H256V164H253L251 161L248 163V165H246L247 166V168L248 167H250V168H253L254 169V173H251V174H254V178H253V180H251V181H253L254 182V184H253V187L252 188H250V190H248V192L247 193H245V195L247 196V197H245L247 200H251V202H250V204H251V206H250V210H248V211H246V212H249V211H251V210H253V211H255V212H261V210L263 211V208H264V199L261 197V196H259V194L261 195V193H259L258 191H256L257 189L256 188H258L259 186L261 187V186H264V179H262V177H261V175H262V172H263V165L262 164H264V154L262 153V152H260V154H259V156L256 158V159H254ZM80 161V160H79ZM83 161V160H82ZM82 161H81V163H82ZM92 161H94V163H95V160H92ZM103 161V162H104ZM131 161L133 162V160L131 159ZM131 161H130V164H129V166L131 165ZM169 161V160H168ZM189 161H190V159H189ZM202 161L200 162V160H199V162L200 163H202ZM239 161V160H238ZM255 161H254V163H255ZM19 162V161H18ZM25 162V161H24ZM47 162V161H46ZM135 162V161H134ZM146 162V163H145ZM156 162H157V160H156ZM160 162H161V160H160ZM181 162H182V160H181ZM191 162H193V161H191ZM190 162V163H191ZM240 162V161H239ZM258 162V163H257ZM45 163V162H44ZM71 163V162H70ZM84 163V162H83ZM82 163V164H83ZM88 163H90V161L88 162ZM124 163V164H125ZM139 163V164H138ZM158 163H159V161H158ZM166 163V162H165ZM164 162H163V164H161V166H160V168L162 167V168H165L166 170H168V166L170 165H167V164H165ZM195 163H197V161H195ZM209 163H211V162H209ZM58 164V163H57ZM72 164H74V162H72ZM71 164V165H72ZM77 164V162L75 163V165ZM91 165L93 164V162H91L90 163ZM96 164V163H95ZM94 164V165H95ZM146 164V165H145ZM192 164H194V163H191L190 165L192 166ZM206 164V163H205ZM205 164H204V162H203V166L205 167ZM46 165V164H45ZM50 165V164H49ZM52 165V164H51ZM69 165V164H68ZM94 165H92L91 167H93ZM97 165L98 164H96L95 166L97 167ZM135 167H134V166ZM143 165H145V168H144V166ZM157 165V164H156ZM189 165V166H190ZM197 165H199V164H197ZM210 165V164H209ZM77 166V170H79V169H81V167H80V164H79V166L78 165H76ZM83 167L85 166V165H82ZM86 166H87V164H86ZM193 166H195L194 167V169H196V171L198 172V170H199V172L201 171L200 170V168L199 169H197L196 168V164L195 165H193ZM192 166V167H193ZM201 166V165H200ZM246 166H245V168H246ZM78 167H80L79 169H78ZM87 167H90L89 165L87 166ZM90 167V168H91ZM134 167V168H133ZM198 167V166H197ZM46 168V167H45ZM67 168H69V167H67ZM71 168H74V166L72 167H70V169ZM89 168V169H90ZM99 168V167H98ZM97 168V169H98ZM99 168V169H100ZM106 168H104L105 170H107ZM189 168V167H188ZM56 169V168H55ZM70 169H67V170H70ZM75 169H76V167H75ZM87 169V168H86ZM88 169V170H89ZM96 168H92L91 170H90V172H91V174H92V176L94 177V176H96V174H95V172L93 171V170H97ZM164 169V170H165ZM249 169V168H248ZM252 169V170H253ZM82 170V169H81ZM84 170H85V167H84ZM88 170H85V172L87 173V172H89ZM101 170H102V168H101ZM99 171V170H97L98 171V173H97V171H96V173H97V175L98 176H100L101 177V174L100 173H104V172H102V171ZM104 170V171H105ZM137 172H135V171ZM158 170V169H157ZM193 170V169H192ZM247 170V169H246ZM163 171V170H162ZM179 171H180V168L178 169H176L175 171H174V173H169V172H166V174L164 175V174H161V176L162 175H164L163 176V179H158V180H160L159 182H158V180H156L155 179V182H154V180L153 181H151V182H149V181H147L148 182V184H150L149 186H150V191H147V190H149L148 189V184H147V186L145 185V181H144V178L143 177H145L146 175H147V173H146V175L145 176H143L145 173H143V175L141 174V176L139 177V178H143V180L142 179H139L138 180V182L140 181V180H142L143 182H145L144 184L143 183H141L142 185H143V189H142V195L146 198V196H147V194H148V192H150V194H151V199L149 198L150 196H147L148 198H149V201L151 200V201H153V202H151V203H154L155 201L157 202V200H156V196L157 197H159L160 198V200H158V204L156 203V205L157 206H155V205H153V204H151L150 206H149V204L147 205V204H145V206H148V207H143L144 208V210H145V212H147V210H146V208L148 209V211L149 212H147V213H144V210L143 211H141V212H143V213H141V214H139V216H138V213H139V211L141 210V204L142 203H145V202H142L143 201V196L141 195V201H140V198H138L137 197V194H136V192L134 191V193L136 194V195H134V197H136V198H138L137 199V201H138V203H137V201H136V204L134 203V205L133 206H138L137 208L136 207H134V208H136L135 210L137 211V212H135L136 213V215H137V218H135L136 217V215H134L133 213V215L134 216H132L131 214H130V217H128L127 215L129 214H127V212H129L128 210H132V208L130 209H128L127 211H126V207H127V205H126V207H124L125 208V211H126V217H125V215H119V214H123V213H125V211L123 212V213H120L119 212V214H118V217H120L119 219H120V221L121 222H115L114 220L116 219V221H117V217L115 216L114 218H112V220L114 221L113 223L115 224V223H122V225H117V227H118V232H119V235H123V236H121V240H124V241H127L129 238H130V243L129 244H136V246L135 245H132L131 246V248L130 247H128V241L127 242H124V243H127L128 245H126V244H124V243H122L123 241H121L120 240V237H119V241H117L118 239H117V237L115 236V237H113L114 239L116 238L117 240L115 241L117 244H118V242H121V244H123L122 246V248L120 247L121 246V244L119 243V247H120V251L122 250L123 252L121 253V254H123L125 251H124V247H125V245H126V249H128V253H129V251L130 252H132V254H134V252H140V254H138V257H139V255H140V257L138 258L137 257V253H136V256H134V257H137L138 259L136 260L135 259V261H136V263H133L132 262V264H171L173 261H177V260H181V259H183V260H185L184 261V263L183 264H188L189 262H197V263H201V264H203V263H207V264H238V258H239V254H241V253H246V256L251 260V264H259L258 263V258L251 252V251H253V249H254V246L258 243V242H260V241H262V239H264V227L262 228V227H260V229H256L255 228V226L253 227V229L251 230V228H250V232L249 233H247L244 229H243V227L242 226H240V225H237V223H236V225L237 226H234L233 225V221L235 222L236 220L234 219V218H231V217H228V214L230 213V210H229V213H228V202H227V200H228V198L226 197V194L224 195L222 192L224 191V189H223V187H224V185L221 183L222 181H223V183L225 182V180H224V178H223V176L222 175H219V173L218 174H216V175H214V174H212V173H210V172H207V173H204L203 172V174L205 175H203L204 176V178H205V181H203V179H202V182L200 181V182H198V179H197V183H194V181H193V183L188 179V177L186 178V179H188V183L186 184L187 186H185V188H181L179 191H178V189H176L177 191H175V188L176 187H174V181H176V179L175 178H177V177H179ZM262 171V172H261ZM76 173V171L74 170L73 171V173H71V174H75ZM89 172V173H90ZM100 172V173H99ZM134 172V173H133ZM159 172H161L160 170H159ZM158 172V173H159ZM164 172V173H165ZM190 172L192 173V171H191V169H190ZM189 172V173H190ZM197 172H196V174H195V170H194V173H192V174H194L193 176H196L197 177V175L199 174H197ZM64 173V172H63ZM78 173H80L79 171L76 173V174H78ZM84 173V171L82 172V174ZM88 173V174H89ZM187 173V172H186ZM71 174H69L70 176H71V178H72V176L73 175H71ZM75 174V175H76ZM85 174V173H84ZM75 175L73 176L74 178H75ZM136 175H135V179H137L136 178ZM191 175V174H190ZM250 175V174H249ZM68 176V175H67ZM78 176V175H77ZM76 176V177H77ZM80 176H82L81 174H80ZM89 176H91V175H89ZM89 176L87 175V179H89L88 181L85 179V177L83 178L82 177V179H85L86 181V183H84V180L83 181H80V183H82L83 182V184H84V190L83 191H85V189H88V190H90V189H92V186H90L89 185V182H90V178L92 177H90L89 178ZM103 177L105 176L104 174L102 175ZM109 176V177H108ZM147 176V177H148ZM200 176H201V174H199V177L198 178H200ZM97 177V176H96ZM96 177H94L93 178V180L96 178ZM158 177H160V176H158ZM73 178V179H74ZM133 178V177H132ZM146 178V177H145ZM150 178V179H151ZM157 178V177H156ZM161 178V177H160ZM190 178H191V176H190ZM68 179H70V177H68ZM81 179V180H82ZM104 179V178H103ZM106 179V178H105ZM146 179H148V178H146ZM150 179H148V180H150ZM70 180H72V179H70ZM132 180V179H131ZM192 180H193V178H192ZM235 180V179H234ZM73 181V180H72ZM72 181H70L71 183H72ZM94 181H96V180H94ZM94 181H93V183H94ZM100 181V180H99ZM106 181V180H105ZM133 181H134V179H133ZM142 181H140V182H142ZM156 181H157V183H156ZM191 183H190V182ZM236 181H238V180H236ZM92 182V181H91ZM100 182H102V181H100ZM104 182V181H103ZM102 182V183H103ZM112 182H115L114 183V186H113V184H112ZM132 182V181H131ZM135 182V181H134ZM134 182H132V183H134ZM152 182H154V184H152ZM88 183V185L90 186V189L89 188H87L88 187V185H86ZM97 183H99L98 181H97ZM105 183V182H104ZM103 183V185H105ZM136 183V182H135ZM134 183V184H135ZM83 184H81L82 185V187H83ZM140 184V183H139ZM80 185V186H81ZM85 185L87 186V187H85ZM98 186H99V184H97ZM97 185H96V187H95V185H93L95 188H93L91 191V193L93 194V192L95 193L96 192V188L97 189H101L100 188V186H99V188L97 187ZM100 185H102V184H100ZM137 185H138V183H137ZM218 185H222V186H220V187H218ZM75 186V185H74ZM108 186V185H107ZM107 186H105V188L104 189H106L107 188ZM108 186V187H109ZM135 186H136V184H135ZM139 186V185H138ZM141 186V185H140ZM147 187V189H146V191H147V193L145 194V192L143 193V190H144V187ZM183 186V187H184ZM242 186V185H241ZM102 187V186H101ZM103 188V187H102ZM110 188V187H109ZM117 188H119V187H117ZM132 190H133V188H134V186H131L130 187ZM137 188L138 187H136V188H134V190H137ZM140 188V190H141V188L142 187H139ZM74 189V188H73ZM129 189V190H128ZM76 190V189H75ZM75 190H73V195L75 196ZM82 190H80V191H82ZM87 190V191H88ZM102 190V189H101ZM100 190V191H101ZM106 190H108V189H106ZM106 190H103V193L104 192H107ZM139 189L137 190V192H138V194H141ZM223 190V191H222ZM114 191H116L115 190V188H114ZM117 191V192H118ZM121 191V192H122ZM140 191V192H139ZM116 192V193H117ZM88 193V192H87ZM115 193V192H114ZM116 193H115V196H116ZM97 195H99L98 193H96ZM106 194V193H105ZM109 194V193H108ZM107 194V196L106 197H104V199L105 198H107L108 199V195ZM113 194V192H110V198H112L111 196H113V197H115L114 196V194ZM85 195H87V194H85ZM95 195V194H94ZM119 195V196H120ZM149 195V194H148ZM91 196V195H90ZM100 196V195H99ZM118 196V198H120ZM139 196V195H138ZM229 196V195H228ZM243 196V195H242ZM77 197V196H76ZM80 198H81V196H80ZM85 198H87V196L85 197ZM88 198H89V200H88ZM87 198V200L85 201V203H87V202H89V203H87L88 205H90L91 204V207H92V204H93V201H92V199H93V197L91 196V198L92 199H90V197H88ZM144 198V199H145ZM94 199H95V197H94ZM93 199V200H94ZM103 199V198H102ZM101 199V200H102ZM103 199V200H104ZM107 199H105V200H107ZM147 199V198H146ZM146 199H145V201H146ZM100 201V199H98L97 197H96V201ZM102 200V201H103ZM112 200V199H111ZM119 200V199H118ZM102 201H100V202H102ZM141 202V204H139L140 202ZM148 200L146 201V202H149ZM160 201V202H159ZM81 202V201H80ZM83 202V201H82ZM106 202H109V201H106ZM106 202H102V203H100L102 206H103V204H105ZM111 202V201H110ZM86 204V207L88 206ZM97 204H99V203H97ZM99 204V205H100ZM107 204V203H106ZM119 204V205H118ZM140 206H139V205ZM155 204V203H154ZM72 205V204H71ZM81 205H83V204H81ZM85 205V204H84ZM94 205V204H93ZM98 205V206H99ZM115 205V204H114ZM153 205V206H152ZM96 206V205H95ZM105 206V205H104ZM107 206V205H106ZM109 206V205H108ZM113 206V205H112ZM119 206V207H120ZM90 207V206H89ZM89 207H87V211H90L87 215H89L90 214V216H91V213H92V211L93 210H89ZM110 208H111V206H109ZM118 207V208H119ZM106 208V207H105ZM118 208H116V206H115V209H117V210H119ZM124 208H123V210H124ZM140 210H139V209ZM83 209V208H82ZM100 209V208H99ZM84 210V209H83ZM102 210V209H101ZM99 211L100 213H102V212H104L105 210H103V211ZM107 210H108V208H107ZM113 210V211H112ZM112 212H114L115 210L112 208ZM82 211V210H81ZM110 211V212H111ZM245 211V210H244ZM83 212V211H82ZM117 212V211H116ZM116 212H114L115 214H116ZM133 212V211H132ZM109 213V212H108ZM85 214V213H84ZM107 214V213H106ZM115 214H112V216H114ZM81 215H82V213H81ZM231 215V214H230ZM69 216H70V219L71 220H74V219H76V216H77V214H76V211H75V209H73L72 207H70V211H69ZM82 216H85V215H82ZM82 216H81V218H82ZM89 216V217H90ZM96 216V215H95ZM108 216V215H107ZM247 216H249V213H248V215ZM252 216V215H251ZM87 218V216H86V218L88 219V221H89V219L91 218V221H89L87 224H89L90 222L91 223H93L92 222V220H94V219H92L93 217H94V215H93V217H90V218ZM103 217H105V215L103 216L102 215V218ZM133 217V218H132ZM233 217V216H232ZM250 217V216H249ZM101 218V217H100ZM107 218V217H106ZM108 218H109V216H108ZM110 218V219H111ZM131 220H130V219ZM229 218H231V219H233V220H231L230 221V219ZM82 219H84V218H82ZM86 219V220H87ZM97 219V218H96ZM104 220H105V218H103ZM103 219H101V221L103 220ZM118 219V220H119ZM77 220V219H76ZM109 219H106V221H108ZM84 221V220H83ZM82 221V222H83ZM96 221V220H95ZM99 221V220H98ZM98 221H96V222H98ZM105 221V222H106ZM70 222V221H69ZM75 222V220L72 222H70V224H68V227H69V225H71L72 223H74ZM86 222V221H85ZM85 222H83V226L84 225H87V224H85ZM111 222V221H110ZM76 223H78V222H76ZM91 223H90V225H91ZM103 223H104V221H103ZM113 223H111V225L113 224ZM80 224V223H79ZM94 224V223H93ZM96 224V223H95ZM101 223H99V228L101 229V225H100ZM260 224V223H259ZM77 225V224H76ZM81 225H82V223H81ZM96 225H98V224H96ZM104 225H106V223H104ZM104 225H102V226H104ZM107 225H108V223H107ZM78 226L79 225H77V227L75 226H73L72 225V227H74V228H76V229H78L79 230V228H78ZM89 225H87L86 227H88ZM110 226V225H109ZM109 226H106V227H109ZM113 226H115V225H113ZM90 227V226H89ZM95 227V226H94ZM93 227V228H94ZM105 227V228H106ZM81 228H83V227H81ZM85 228V227H84ZM93 228H92V231H94L93 230ZM95 228H97V227H95ZM98 228V229H99ZM104 228V227H103ZM110 228V227H109ZM262 228V229H261ZM71 231H72V228H69ZM75 229V230H76ZM99 229V231L100 232H102L101 230ZM74 229H73V232L75 231ZM90 230V229H89ZM104 230V229H103ZM17 231V230H16ZM83 231V230H82ZM86 231H87V229H86ZM70 232V231H69ZM80 232V231H79ZM85 232V231H84ZM97 232L98 231H96V234H97ZM111 232V231H110ZM112 232H113V230H112ZM116 232L117 231H115V235H116ZM17 233V232H16ZM75 233H77V231H75ZM75 233H72V235L73 234H75ZM81 234H82V236L83 237H85L83 234H85V235H87L86 233L87 232H85V233H83V232H80ZM12 237H13V235H12V233L10 232L9 233ZM8 234V236H5V237H3L4 239V241L6 242V244H7V240L10 238L11 239V237H10V235ZM71 234H70V236H72ZM89 235H90V233H89ZM94 235V234H93ZM98 235V234H97ZM102 235V234H101ZM113 235H114V232H113ZM113 235H111V240L110 241H113L112 240V236ZM134 235H135V237H136V239H135V237H134ZM96 236V235H95ZM94 236V237H95ZM103 236V235H102ZM127 237L126 238V240H125V237ZM83 237H82V239H83ZM94 237H92V239L94 238ZM98 237H101V236H98ZM96 238L97 240H99V239H101V238ZM103 237H106V236H103ZM103 237H102V240H104L103 242L100 240L99 241V243H101L102 245L101 246H99L100 248H97V246H98V244H97V246L96 247H94V246H92L94 243H95V241L94 240H92L93 241V244L92 243H90V244H92L91 246L93 247H91L92 248V250L94 249L96 252H98V254H99V251L100 250H104V251H102V253H103V255L105 254V255H107V257H104V258H101V259H103L102 261H100L99 260V258L100 257H103V256H99V258H98V260H99V262H101V264H104V259L105 258H108L109 260H112V259H118L120 256L118 255H116V254H119L120 253V251L118 250L119 249V247H118V245H116V243L114 242H112V244H113V246L115 245V246H117V250L119 251L118 253H114L113 254V252H115V251H112V252H110L111 251V249L113 248L112 246V248L110 249L109 248V246L111 245L109 242H107V241H109V238H108V236L106 237V238H108L107 240H105V239H103ZM15 238V237H14ZM75 238V237H74ZM87 238H89L88 236H87ZM9 239V240H10ZM16 239V238H15ZM95 239V240H96ZM2 240V239H1ZM88 240V239H87ZM91 240H90V242H91ZM96 240V241H97ZM13 241V240H12ZM11 241V242H12ZM83 241V240H82ZM2 242V241H1ZM89 242V241H88ZM108 243H109V245H108ZM1 244V243H0ZM6 244H2V245H6ZM14 244V243H13ZM85 244V243H84ZM100 245V244H99ZM11 246V245H10ZM15 246V245H14ZM115 246H114V249H115ZM130 246V245H129ZM133 246H134V248H133ZM0 247H2V246H0ZM89 247V246H88ZM128 247V248H127ZM161 247H163V248H161ZM158 248V249H157ZM160 248V249H159ZM14 249H15V247H14ZM30 249V248H29ZM90 249V248H89ZM88 249V251H90ZM96 249H99L98 251L96 250ZM109 249H110V251H109ZM133 249L134 250H136V251H133ZM137 249H139V251L137 250ZM150 249L153 251V253H154V251H155V253H156V255H152V254H149V252H150ZM18 250V249H17ZM91 250V251H92ZM92 251V252H95V251ZM32 251V250H31ZM90 251V252H91ZM110 252V254H109V252ZM10 252H12V251H10ZM85 252H87L86 250H85ZM106 252V253H105ZM117 252V251H116ZM126 252V253H127ZM158 252V253H157ZM6 253V252H5ZM108 253V254H107ZM113 255H112V254ZM86 254H89V255H91V256H93L94 255V253L93 254H91V253H89V252H87ZM17 255V254H16ZM100 255H102V254H100ZM104 255V256H105ZM109 255H111V258H112V256H113V258L111 259V258H109L108 256ZM114 255H116V258H114ZM125 256L127 255V254H124ZM129 255H130V258H133V256L129 253L128 254V256H127V258L125 257V259L127 260L128 259V257H129ZM90 256V257H91ZM238 256V257H237ZM7 257L8 256H6L5 254L4 255H0V264H6L5 262H6V259H7ZM10 257V256H9ZM16 257V256H15ZM85 257H87V255L85 256ZM89 256H88V258H84V263H86V264H90L91 263V258H90ZM236 257H237V259H236ZM16 258H18V257H16ZM90 258V259H89ZM95 257H93V259H94ZM97 258V257H96ZM95 258V259H96ZM121 258V257H120ZM87 261H86V260ZM92 259V260H93ZM107 259V260H108ZM121 259H123V258H121ZM134 259V258H133ZM106 259H105V262H107L106 264H108V263H111V264H113V262H116L115 260L114 261H110V262H108ZM126 260H125V262L123 261V260H120L121 261V263L122 264H129V263H126ZM236 260H237V262H236ZM86 261V262H85ZM119 261V259H118V262H120ZM129 261V259L127 260V262ZM130 261H132V260H130ZM138 261H142L143 263H139ZM8 262V261H7ZM94 263H95V260H94ZM98 263V262H97ZM180 263H182V262H180ZM93 264V263H92ZM100 264V263H99ZM116 264H117V262H116Z\"/></svg>",
    "mask_w": 264,
    "mask_h": 264
}]
</instances>
